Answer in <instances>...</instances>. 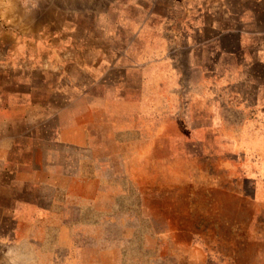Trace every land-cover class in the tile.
<instances>
[{
  "label": "crops",
  "instance_id": "1",
  "mask_svg": "<svg viewBox=\"0 0 264 264\" xmlns=\"http://www.w3.org/2000/svg\"><path fill=\"white\" fill-rule=\"evenodd\" d=\"M72 1L17 0L23 25L0 10V264H90L95 223L78 213L92 202L78 197L95 192L76 187L79 166L179 85L183 126L229 137L264 213V0ZM178 30L201 60L186 77L157 55Z\"/></svg>",
  "mask_w": 264,
  "mask_h": 264
},
{
  "label": "rangeland",
  "instance_id": "2",
  "mask_svg": "<svg viewBox=\"0 0 264 264\" xmlns=\"http://www.w3.org/2000/svg\"><path fill=\"white\" fill-rule=\"evenodd\" d=\"M196 40L179 30L163 38L162 48L173 50L159 51V60L170 58L177 77L188 76L187 60L201 61L190 48ZM173 90L143 101L141 121L126 131L104 133L93 170L79 166L76 187L95 192L78 197L79 208L92 202L78 213L95 223L90 264H264L251 165L207 119L191 132L183 126L182 85Z\"/></svg>",
  "mask_w": 264,
  "mask_h": 264
},
{
  "label": "bare ground",
  "instance_id": "3",
  "mask_svg": "<svg viewBox=\"0 0 264 264\" xmlns=\"http://www.w3.org/2000/svg\"><path fill=\"white\" fill-rule=\"evenodd\" d=\"M25 1V0H24ZM34 1V0H33ZM41 1V0H40ZM48 3L45 5V8H49V7H51V8H53V7H56V5H59L60 4V1H62V2H66V1H68V0H46ZM70 1V0H69ZM72 1V0H71ZM87 1V0H86ZM86 1H84L85 3H86ZM91 1V0H90ZM89 0H88V2H90ZM27 2V1H26ZM26 2H24L25 4H26ZM39 2V1H38ZM73 2V1H72ZM71 2V3H72ZM76 2V0H74V2L73 3H75ZM77 2L79 3V1L77 0ZM31 3V2H30ZM34 3V2H33ZM32 3V4H33ZM35 3H36V1H35ZM68 4H69V2H67ZM67 3H65V4H67ZM70 3V4H71ZM77 3V4H78ZM81 3H83V2H80V4ZM25 4L23 5V6H25ZM41 4V3H40ZM69 4V5H70ZM77 4L75 5H73L72 4V6L70 5V8H76L77 7ZM96 4V3H95ZM31 5V4H30ZM29 5V7H31V6H33V5H31L30 6ZM83 5V4H82ZM28 6V5H27ZM63 6V5H62ZM68 6V5H67ZM28 7V9L27 10H29L30 8ZM38 7V6H37ZM78 7H79V5H78ZM81 7V6H80ZM86 7V6H85ZM27 8V7H26ZM39 8H41V7H39ZM33 9H34V6H33ZM37 9V14H39L40 15V9H38V8H36ZM0 10L2 11V14L4 15V17L6 18V19H9L10 21H12V23H18L19 21L21 22V18H23V16H26V14H25V11H24V13H23V8L22 7H20V6H18L17 5V0H7V1H5L4 0V2L2 1V0H0ZM26 10V9H25ZM38 10H39V12L40 13H38ZM30 11V10H29ZM42 11V10H41ZM45 12V11H44ZM23 13V14H22ZM26 13H28V12H26ZM33 13H35V12H33ZM25 14V15H24ZM42 14H44V13H41V15ZM29 15V14H28ZM34 15V14H33ZM40 15V16H41ZM30 16H32L31 14H30ZM35 16V15H34ZM33 16V17H34ZM27 17H29V16H27ZM36 17H37V15H36ZM35 17V18H36ZM39 18V17H38ZM31 20V19H30ZM29 20V21H30ZM23 21H27V20H22V22L20 23V24H22L23 23ZM33 21V20H32ZM24 24V23H23ZM22 24V25H23ZM26 24V23H25ZM18 28V27H17Z\"/></svg>",
  "mask_w": 264,
  "mask_h": 264
}]
</instances>
